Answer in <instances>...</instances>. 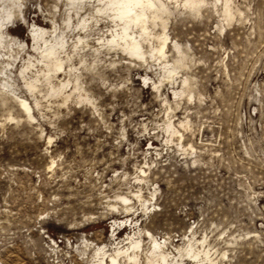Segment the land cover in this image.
I'll return each mask as SVG.
<instances>
[{
	"label": "rangeland",
	"instance_id": "obj_1",
	"mask_svg": "<svg viewBox=\"0 0 264 264\" xmlns=\"http://www.w3.org/2000/svg\"><path fill=\"white\" fill-rule=\"evenodd\" d=\"M18 1L28 23L0 54L20 60L0 64V264H95L98 247L148 264L152 236L167 264H264V0H229L227 18L224 0H163L165 56L151 38L146 60L105 45L106 17L78 42L73 5ZM33 24L64 31L61 69Z\"/></svg>",
	"mask_w": 264,
	"mask_h": 264
},
{
	"label": "bare ground",
	"instance_id": "obj_2",
	"mask_svg": "<svg viewBox=\"0 0 264 264\" xmlns=\"http://www.w3.org/2000/svg\"><path fill=\"white\" fill-rule=\"evenodd\" d=\"M60 1L64 5H73V13L70 14H72V16L78 15V23H75L76 25L73 23L75 25L73 30H77L79 35L84 33L83 36L80 35L78 37V42H84V37H87L89 35L85 33L88 30V27L92 28L99 21V17L103 16L108 18V21H110V37L105 39L107 43L105 45H108L109 49L119 48L122 52L129 55L128 58L134 60H146V58H148L147 51L149 49L147 51L144 49V43L148 42L151 38H156L157 44H155V47H153L152 50H149L151 53L150 55L156 56L158 58L165 56L164 48L167 43V36L161 35V33L153 32L157 24L161 25L162 30L165 29L166 26L165 14L168 10L166 9L163 0ZM202 1L203 0H185L184 2L185 5L189 6L190 8H197ZM18 2V0H4L2 3H0V54H2V52L4 51L5 54H9L11 56L13 54H11L10 52L13 53L14 50H18V47H14L13 44L9 47L12 39L10 38V40L8 41V37L11 33L18 30L19 23L24 26L25 23H28L24 18L25 15L22 17L21 13H19V8H21V5H18ZM57 2L59 3V1ZM224 2V15L227 18L231 16L232 12L230 9V5H228L229 0H224ZM90 5L93 7L92 10L90 9L91 7L86 8ZM72 16L69 15L67 18L70 19ZM67 24L71 25V23L69 22H67ZM56 31L57 28H55L54 30H47L44 27L33 24V28L31 29L30 33H28V37H30L34 41V47L36 46L38 49H42V59L44 64L48 66H54L57 70H59L63 66L64 58H62V56L60 55H55L59 53L60 49L64 48L66 36L64 35V31L59 30L60 32L58 33ZM11 49L13 51H11ZM14 57L15 58L13 60L11 59V61L10 59L2 56L0 57V64L6 66V64H14L15 62L20 63V60H17L16 56ZM65 59L68 60L69 58ZM32 61L30 59L27 62V66L31 64ZM174 70L175 68L172 67L170 68L169 72L171 73ZM30 87L32 88L33 85H30ZM17 100L19 102V106L22 107L24 111L29 112V110H31L32 106L28 103V101L18 97ZM123 200H128V198L123 197ZM151 240L153 248L152 253L156 254L155 257L157 258L155 261L149 260L148 264H167V262L169 261V255L164 252L163 243L153 236ZM132 247H139V242H135ZM96 251L98 255L101 254V257H99L95 264H121L118 259L121 254H124L127 257L128 262H130L131 264H138L137 254L135 251L128 253L125 250L119 249L117 250V252L110 256L109 261H105V252L102 251V248L98 247ZM187 251L189 253H192L193 257L199 256V252H193V249L191 247L187 249Z\"/></svg>",
	"mask_w": 264,
	"mask_h": 264
}]
</instances>
